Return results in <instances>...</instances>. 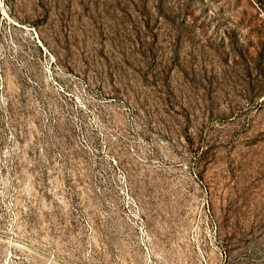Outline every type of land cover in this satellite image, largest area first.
<instances>
[{"label":"rangeland","instance_id":"rangeland-1","mask_svg":"<svg viewBox=\"0 0 264 264\" xmlns=\"http://www.w3.org/2000/svg\"><path fill=\"white\" fill-rule=\"evenodd\" d=\"M0 264H264V0H0Z\"/></svg>","mask_w":264,"mask_h":264},{"label":"built area","instance_id":"built-area-1","mask_svg":"<svg viewBox=\"0 0 264 264\" xmlns=\"http://www.w3.org/2000/svg\"><path fill=\"white\" fill-rule=\"evenodd\" d=\"M139 232H140V234H141V236H142V244L145 246L146 245V235H147V233H146V230H145V228L142 226V227H140L139 228Z\"/></svg>","mask_w":264,"mask_h":264}]
</instances>
